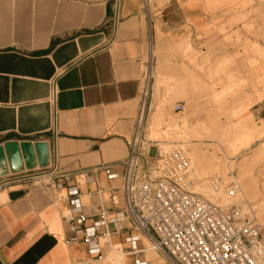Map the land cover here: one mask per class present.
<instances>
[{
    "label": "crops",
    "instance_id": "1",
    "mask_svg": "<svg viewBox=\"0 0 264 264\" xmlns=\"http://www.w3.org/2000/svg\"><path fill=\"white\" fill-rule=\"evenodd\" d=\"M147 67L146 138L207 155L209 174L221 154L191 137L219 138L264 220V0H0V146L47 143L50 165L28 174L70 175L0 189V264H159L127 220L101 228L98 253L76 231L124 208L121 163ZM188 108L203 123L176 119ZM69 186L82 227L69 221Z\"/></svg>",
    "mask_w": 264,
    "mask_h": 264
},
{
    "label": "built area",
    "instance_id": "2",
    "mask_svg": "<svg viewBox=\"0 0 264 264\" xmlns=\"http://www.w3.org/2000/svg\"><path fill=\"white\" fill-rule=\"evenodd\" d=\"M142 2L148 9L149 0ZM151 81L152 71L147 67L128 142V156L121 163L124 208L111 219L101 213L98 222L83 230L78 228L77 233H82L92 253H98L95 239L101 228L113 226L118 233L123 230L120 223L127 220L134 231L153 243L169 264H264V231L254 214L236 205L211 202L196 193L190 179L192 164L187 151L180 145L165 148L146 138ZM175 111L181 112L182 106L177 105ZM152 149L154 156L150 155ZM28 173L0 177V189L18 181H46L47 185H55L57 181L67 182L70 178L69 174L53 177ZM107 173L110 179L118 178L117 174H109L108 169ZM229 180L226 182L216 174L208 179V185L216 193L224 190L234 197L240 193V187L232 172ZM67 194L71 212L78 213L69 221L82 227L88 217L81 213L79 191L69 186ZM77 241L79 239H72V242ZM127 242L136 255L138 237H129Z\"/></svg>",
    "mask_w": 264,
    "mask_h": 264
},
{
    "label": "rangeland",
    "instance_id": "3",
    "mask_svg": "<svg viewBox=\"0 0 264 264\" xmlns=\"http://www.w3.org/2000/svg\"><path fill=\"white\" fill-rule=\"evenodd\" d=\"M183 117L189 118L191 123H199V124L203 123V121L202 122L193 121V119L196 118L197 116L195 115V112L191 108H188L184 114L179 115L176 119L179 120L180 118H183ZM177 139L175 140V142H179ZM191 140L194 141L195 143H197V141L202 140L206 144L204 145L205 146L204 148L207 152H210V153L214 152L216 153V155L221 154V158L218 159L219 160V170L218 169L214 170V172H211L209 174L211 169L207 167L206 164H204L203 162L205 159L204 157H207V155L202 156L200 160L196 157L194 150L190 149L188 145H185L183 147L187 151L188 156L191 160V164H192L190 179L193 182V190L196 193L203 195L206 199H208L211 202L219 203L223 206L236 205L239 208L243 209L245 212H251L252 214H254V216L257 219V222L260 224V226L262 227L264 231V220L262 218V213L260 211V208L259 206L254 204V199L251 198L247 192V185L245 181L246 174L244 173L243 175H240L239 173L240 169L234 170V164L228 162V158H230L231 156L223 155L220 146L215 144V142L219 141V138L191 137ZM183 142H186V141L183 140ZM168 145L172 146L173 144L160 142V146H163L165 148H168ZM188 149H190L191 152L188 151ZM150 155L151 156L155 155L154 149L151 150ZM199 170H202L205 176L201 177L200 173L198 172ZM230 172H234L235 178L240 187V195L238 196L236 195L237 196L236 198L229 197L224 190L220 191V193H215L213 190L210 189L208 185V179L216 174L221 175L226 180V182H229ZM260 178L263 179L264 176L260 175ZM145 243L147 244L146 253L151 255L154 258V260H156L159 264H167L166 261L160 255L156 253V251L154 250L153 246L150 243H148L147 241ZM152 250H154V252H152ZM146 257L149 258V256H146Z\"/></svg>",
    "mask_w": 264,
    "mask_h": 264
},
{
    "label": "water",
    "instance_id": "4",
    "mask_svg": "<svg viewBox=\"0 0 264 264\" xmlns=\"http://www.w3.org/2000/svg\"><path fill=\"white\" fill-rule=\"evenodd\" d=\"M50 165V149L43 142H7L0 146V177L44 169Z\"/></svg>",
    "mask_w": 264,
    "mask_h": 264
},
{
    "label": "bare ground",
    "instance_id": "5",
    "mask_svg": "<svg viewBox=\"0 0 264 264\" xmlns=\"http://www.w3.org/2000/svg\"><path fill=\"white\" fill-rule=\"evenodd\" d=\"M177 139V138H176ZM173 145H180V146H182V147H184L185 145H183V144H173ZM165 146V145H164ZM170 145H168V147H169ZM189 151V150H188ZM199 173H200V176L201 177H203V176H205V174H204V172L202 171V170H199L198 171ZM193 175V174H192ZM216 193V192H215ZM218 193H220V192H218ZM238 195H240V193L238 194ZM237 195V196H238ZM237 196H234V198H236ZM230 197V196H229ZM152 246H153V248H154V250H155V247H154V245L153 244H151ZM142 257V256H141ZM143 258V257H142Z\"/></svg>",
    "mask_w": 264,
    "mask_h": 264
}]
</instances>
